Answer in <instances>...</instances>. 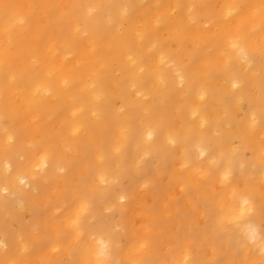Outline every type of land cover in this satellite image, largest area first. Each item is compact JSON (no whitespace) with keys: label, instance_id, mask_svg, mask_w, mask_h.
Here are the masks:
<instances>
[{"label":"bare ground","instance_id":"6f19581e","mask_svg":"<svg viewBox=\"0 0 264 264\" xmlns=\"http://www.w3.org/2000/svg\"><path fill=\"white\" fill-rule=\"evenodd\" d=\"M0 264H264V0H0Z\"/></svg>","mask_w":264,"mask_h":264}]
</instances>
